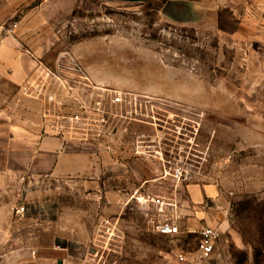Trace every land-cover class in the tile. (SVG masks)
<instances>
[{
  "label": "rangeland",
  "instance_id": "obj_1",
  "mask_svg": "<svg viewBox=\"0 0 264 264\" xmlns=\"http://www.w3.org/2000/svg\"><path fill=\"white\" fill-rule=\"evenodd\" d=\"M169 1L71 0L52 26L28 36L59 73L81 75L68 65L71 58L93 85L132 94L140 120L126 124L117 140L90 146L95 165L63 184L52 218L10 211L0 227V264H177L181 252L193 264L197 236L152 231L137 201L150 193L176 196L182 231L220 230L212 259L197 264H264L262 26L231 33L222 19L211 28L209 19H196L194 4L172 11ZM18 94L20 87L0 82V105L14 107ZM177 162L185 169L180 181L165 176ZM15 182L0 183V209L14 207L27 185ZM106 219L115 231L101 251Z\"/></svg>",
  "mask_w": 264,
  "mask_h": 264
},
{
  "label": "crops",
  "instance_id": "obj_2",
  "mask_svg": "<svg viewBox=\"0 0 264 264\" xmlns=\"http://www.w3.org/2000/svg\"><path fill=\"white\" fill-rule=\"evenodd\" d=\"M98 1L116 6L142 5L149 0ZM169 2L174 6L172 11L178 8L187 11V7L191 9L188 5L194 4L196 19H209L211 28H219L220 21L227 19L231 33L234 27L248 26L253 30V26H262L264 36V0H209L204 5L201 0ZM249 2H262V8L251 9L247 7ZM70 3L71 0H0V82L22 87L34 68V61L25 52L42 60L36 43L28 36L47 30L58 19L60 6L67 9ZM14 22L17 23L14 35H7L4 29ZM250 33L255 35L253 31ZM16 99L18 104L12 108L10 103L0 105V183L26 180L27 185L14 207L0 209L2 228L8 225L10 211L24 204L28 208L27 220L52 218L63 184L90 173L95 165L90 146L76 143L71 134L60 136L46 129L48 123L41 118L40 105L19 94ZM3 231L0 229V236Z\"/></svg>",
  "mask_w": 264,
  "mask_h": 264
},
{
  "label": "built area",
  "instance_id": "obj_3",
  "mask_svg": "<svg viewBox=\"0 0 264 264\" xmlns=\"http://www.w3.org/2000/svg\"><path fill=\"white\" fill-rule=\"evenodd\" d=\"M17 23H12L4 31L14 35ZM33 61L32 75L21 87L23 96L40 105L42 120L48 124L46 129L58 135L71 134L78 144L92 146L103 145L117 140L130 122H139L136 105L140 104L132 94L110 92L93 85L90 80L69 58L68 65L75 67L81 75H63L58 69L50 67L31 52H25ZM110 93V95H109ZM49 108H45V107ZM73 109V111L69 108ZM116 112H112L111 107ZM165 171L174 181H180L185 174L184 166L177 162ZM165 170V169H164ZM27 189V188H26ZM146 208L152 231L159 236L177 237L182 234L197 236V246L193 264L212 259L221 238V232L213 226H202L186 231L181 230V207L176 196L146 194L137 199ZM27 205L18 206L14 213L18 218H25ZM102 241L98 247L106 251L114 231L115 224L106 219L102 223ZM60 250V247H57ZM93 253V250L90 251ZM97 257V254L93 258ZM93 260H83L80 264H92ZM177 264H189L184 252L176 256Z\"/></svg>",
  "mask_w": 264,
  "mask_h": 264
}]
</instances>
